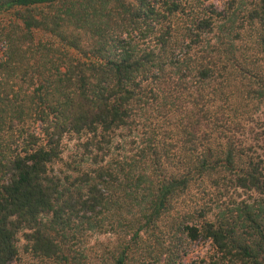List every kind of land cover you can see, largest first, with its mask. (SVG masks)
Masks as SVG:
<instances>
[{
  "label": "trees",
  "instance_id": "1",
  "mask_svg": "<svg viewBox=\"0 0 264 264\" xmlns=\"http://www.w3.org/2000/svg\"><path fill=\"white\" fill-rule=\"evenodd\" d=\"M229 2L0 0V264H264V0Z\"/></svg>",
  "mask_w": 264,
  "mask_h": 264
},
{
  "label": "rangeland",
  "instance_id": "2",
  "mask_svg": "<svg viewBox=\"0 0 264 264\" xmlns=\"http://www.w3.org/2000/svg\"><path fill=\"white\" fill-rule=\"evenodd\" d=\"M203 6H207L210 3L218 7V9H222L228 4L229 0H201ZM231 2V10H236L237 12L240 11L238 14L239 18L243 19V13H245V10L250 7L251 0H230ZM229 2V3H230ZM15 129V128H14ZM13 133L10 131L8 133L9 139L6 138L5 144L12 145V147H15L12 143L13 141L10 140L12 138ZM18 133L16 132L14 134L13 140L18 141ZM131 138H125L123 149H117L116 153H120V156H124L127 154L132 153L131 149L134 148V143H131ZM79 139L76 135H73L72 137L66 136L63 139L64 143V150L62 154L63 161L59 163L57 166L62 167L63 162L65 161H71L73 159H77L78 152L81 150L79 149ZM106 237L102 235H95L90 238V241L92 244L98 240H104ZM24 238L22 235V232L19 234V254L18 258L15 261V264H52L51 261L42 259L39 257L33 256L30 252L26 251L24 249ZM184 264H227L226 262L221 261L219 258V254L214 249V247L209 243V241L199 240L192 245L189 246L188 254L186 257V260H184Z\"/></svg>",
  "mask_w": 264,
  "mask_h": 264
}]
</instances>
